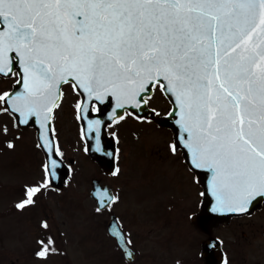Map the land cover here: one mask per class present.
<instances>
[{"label":"snow or ice","instance_id":"snow-or-ice-1","mask_svg":"<svg viewBox=\"0 0 264 264\" xmlns=\"http://www.w3.org/2000/svg\"><path fill=\"white\" fill-rule=\"evenodd\" d=\"M13 74L25 92H0V110L23 123L46 124L63 85L86 92L93 108L112 97L115 109L146 106L153 89L174 96L184 147L213 173L218 210L248 212L264 200V0H0V78ZM38 243V257L55 251L51 239Z\"/></svg>","mask_w":264,"mask_h":264},{"label":"rangeland","instance_id":"rangeland-1","mask_svg":"<svg viewBox=\"0 0 264 264\" xmlns=\"http://www.w3.org/2000/svg\"><path fill=\"white\" fill-rule=\"evenodd\" d=\"M15 80V75L11 76L10 79L0 78V92L8 91ZM70 90V87L64 90L63 103L61 102L56 111L53 125L62 146L63 158L74 160L73 173L68 185L63 190V195L67 201L71 199L75 204L82 205L81 208L77 206L78 208L75 209L74 213L71 211L72 208L69 210L73 215H78V231L83 233L88 230L93 231V244L89 248L81 245L84 248L80 251L76 248L75 261L77 264H85L82 257H88L89 264H125L124 261L120 262L117 256L96 247L100 246L102 241L100 242L99 239L101 233H96L100 229L95 224L88 228L86 220L82 224L80 222V217L85 218L88 213L104 217V214L92 213L95 208L88 197L90 180L97 178L114 187L118 199L111 206V210L112 212L115 210L117 215L121 216L123 221H126L130 220L128 216L133 217L136 214L146 213L152 216H154L153 214H162L153 212L161 205L165 197L172 196L171 192L188 184V178H192V176L188 171L182 169L179 161L173 159L174 157L168 152L170 143L173 145V132L170 128L166 126L155 128L148 125L142 126L137 137L132 136L130 133L119 136L118 171L113 175L103 174L98 165L90 160L84 152L83 142L77 136L76 121L72 113L74 96L71 94L72 90ZM152 103L161 112L167 110L166 98L159 92L154 94ZM124 123L129 124L128 121ZM15 126L11 118L1 110L0 128L6 127L8 129L6 134L0 133V216L7 215L4 219H10L4 221L0 219L2 220L0 230L4 231L2 235L5 239H8L9 235L18 236L19 231L22 230L21 218H16L17 215L35 214L33 212L35 209L38 213L39 208L43 206H48L53 216L59 214L57 211L59 206H56L55 202L56 197L49 193H39V196L36 197V201H38L36 206L28 208L29 210L23 212L10 211L11 206L9 205L21 199L22 192L25 193L31 185L40 186L44 183V174L41 170L43 157L34 148V130L31 128L19 129ZM121 127L125 128L124 125H121ZM8 140H12V147L6 145ZM65 198L62 197L61 199ZM57 203L59 204V202ZM62 208L63 210L68 208L66 203L62 204ZM164 208L162 207L163 211ZM191 209V207L185 205H173L166 214L181 219ZM66 212L68 211H64V213ZM248 222H250V219H241L234 223L237 225V237L232 240L237 241L242 230L249 231ZM6 231L8 232L5 233ZM5 247L6 245H0V258H4L3 264H9L11 254L6 251ZM148 262H150L149 258H141L138 261L139 264H149Z\"/></svg>","mask_w":264,"mask_h":264},{"label":"flooded vegetation","instance_id":"flooded-vegetation-1","mask_svg":"<svg viewBox=\"0 0 264 264\" xmlns=\"http://www.w3.org/2000/svg\"><path fill=\"white\" fill-rule=\"evenodd\" d=\"M75 96L78 104L79 97ZM149 106L152 107L150 104ZM151 116L152 114L148 113L139 118L128 114L129 124L125 123V128L113 121L106 126L107 136L103 137V147L109 148L116 135L130 133L137 137L142 124L158 126ZM114 145L117 149L118 143L114 142ZM173 159L179 161L182 169L189 171L181 156ZM67 185L65 182L62 188L58 189L64 198L63 190ZM171 194V197L163 199L160 206L166 207L167 212L173 205L191 207V211L181 219L167 214H136L133 217L128 216L130 220L123 221L121 216L116 215L123 240L133 251V261H128L107 231L108 222L113 215L108 208L101 211L104 217L98 216L99 219L93 214H88V219L92 220L87 223H96V227L100 229L96 233H101V238H98L102 243L96 247L117 256L120 262L124 261L125 264H137L141 258H149V264H264V200L247 214L216 220L209 215L200 216L206 197L198 182L193 185L186 184ZM63 200L68 206L66 214L53 216L50 209L43 206L39 218L33 214L23 222L24 230L20 231L18 236L9 235L8 239H5L2 235L4 231L0 230V245H6V251L11 254L9 264H77L75 250L83 249L81 245L89 248L93 244V231L83 233L77 230V216L72 214L75 203L71 199ZM71 208L72 212L69 211ZM162 212L161 208L160 213ZM93 218L98 220L94 221ZM241 219H250L247 223L249 231L242 230L241 236L234 241L232 239L237 237V225L234 223ZM41 220L47 227H40ZM49 239L53 241L50 248L55 251H50L46 257H38V241L47 243ZM218 255H222V261H219ZM82 259L85 264H89L88 257ZM3 261L4 258L1 257L0 264H3Z\"/></svg>","mask_w":264,"mask_h":264},{"label":"water","instance_id":"water-1","mask_svg":"<svg viewBox=\"0 0 264 264\" xmlns=\"http://www.w3.org/2000/svg\"><path fill=\"white\" fill-rule=\"evenodd\" d=\"M20 67H22V65L17 67V68H14V69H16L18 72L20 70ZM19 78L20 77L18 76V79ZM24 92H25V89H24L23 85L16 83L9 93H12L14 95L15 94H21L22 95V94H24ZM164 94L167 96V98L169 99V101L171 102V105H172V109L169 112L168 116L166 117L165 122L170 127H172L174 134H175V137H176L177 144L182 148V150L185 154V158L189 164V167L193 171H195L196 173H200V174H203L205 176L204 184H205V189L207 190L206 193L208 196V203L206 204L205 211H204L205 214L209 215L213 218H220L222 216H226L229 214L240 213V212L228 211L226 208H225V210H218L219 206H218V202H217V197L212 192L213 173L211 171H209L207 168H195V166L193 164H191V151L184 147V137L186 136V133L184 132L183 127L179 123V111H178L179 104H178V102H175L174 96H169L166 93H164ZM82 95L87 97L88 94L86 92H83ZM97 104H99L100 107H104L106 109V112L100 116L101 120H103V123L107 120L110 121L111 120L110 116L112 114H114V109H115V104H116L115 97H112L111 99L106 98L102 104L100 102H97ZM142 106L143 105H141V107ZM12 107L14 108V105H12ZM125 108L132 109L133 111H136V112L140 111V109H139L140 107H135V106L130 105V104H126L123 109H115V111L123 113ZM141 110H144V108ZM11 112L15 115L19 126L23 127V126H28V125L32 124L36 128L37 139H38V142H39L42 150L44 151L46 164H48L49 158L52 156V150H53V145H52V142L50 139V132H49L50 119L48 120V122L46 124H42L41 119L39 117H29L28 123H23L22 121L25 120V116H23L19 112H15V111H11ZM85 118H86V116H85ZM85 125H86V123H85ZM85 131L87 132L86 128H85ZM93 136H94L93 134L91 135L90 133L88 134V132L86 133V137H87V141H88V148H89L88 150L92 156L96 157L100 161L101 157L99 156V154L96 151L92 150V147L98 143L99 129L96 131L95 136L94 137ZM58 162H59L58 165L53 169V175H51V177H53L55 179L57 178L56 172L58 174L60 173V175H62V176H65V172H63V171L60 172V170H62L63 166L59 160H58ZM107 166L109 168H111V161L108 162ZM92 187H93L92 195L95 198L98 207L101 208L109 201L110 195L106 189L99 187V183L96 180L92 181ZM102 189L104 191H101ZM260 201L261 200H257L255 202H253L251 204L250 208L251 209L254 208ZM210 206L215 207V211L211 212L209 210Z\"/></svg>","mask_w":264,"mask_h":264}]
</instances>
